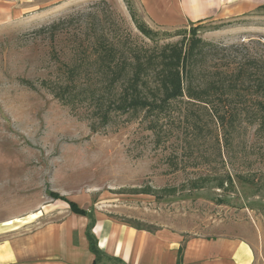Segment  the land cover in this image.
I'll return each instance as SVG.
<instances>
[{
    "label": "rangeland",
    "instance_id": "obj_1",
    "mask_svg": "<svg viewBox=\"0 0 264 264\" xmlns=\"http://www.w3.org/2000/svg\"><path fill=\"white\" fill-rule=\"evenodd\" d=\"M1 1L14 8L0 24V225L26 231L59 220L70 210L64 197L148 230L243 237L264 264L257 122H217L209 104L184 95L153 130L143 111L105 116L94 101L111 88H104L98 40L133 59L135 51L185 42L196 26L206 44L193 68L195 88L208 89L217 72L224 79L237 63L254 67L257 77L219 89L234 95L225 101L230 108L257 106L264 101L256 82L264 74V0H223L175 26L156 23L137 0ZM74 62L80 66L71 80ZM217 98L209 103L222 108Z\"/></svg>",
    "mask_w": 264,
    "mask_h": 264
},
{
    "label": "crops",
    "instance_id": "obj_2",
    "mask_svg": "<svg viewBox=\"0 0 264 264\" xmlns=\"http://www.w3.org/2000/svg\"><path fill=\"white\" fill-rule=\"evenodd\" d=\"M224 1L137 0L165 26L207 16ZM13 8L0 0V24L10 20ZM93 216L97 256L86 236L89 217L67 210L59 220L26 231L0 225V264H257L252 243L240 236H185L170 228H137L97 210Z\"/></svg>",
    "mask_w": 264,
    "mask_h": 264
},
{
    "label": "trees",
    "instance_id": "obj_3",
    "mask_svg": "<svg viewBox=\"0 0 264 264\" xmlns=\"http://www.w3.org/2000/svg\"><path fill=\"white\" fill-rule=\"evenodd\" d=\"M137 27L146 35L151 34V30L143 23L139 22ZM190 28L189 37L185 42L167 43L160 49L152 51H135L132 55L133 59L124 57V55L120 57L114 45L107 43L103 38L98 40L95 52L102 70L104 88H111L99 93L94 100L95 104L105 107V116H107V111L130 115L143 111L145 117L149 118V128L156 130L158 119L169 112L171 102L185 95L190 100L209 104V112L217 122H228L236 117L244 116L251 122H257L258 129L264 131V101H260L255 107L230 108L225 101L232 100L231 97L234 95H228L227 90L219 89L220 87H238L240 79L245 74L257 77L254 67L245 69L237 63L227 71L230 73L224 79L221 78L222 73L217 72L216 77L205 86L209 87L208 89L195 88L198 86L194 85L191 79L193 68L197 59L202 56L206 43L196 35V26ZM78 66L80 64L74 62L68 67L71 80ZM253 81L255 82V79ZM22 82L26 81L22 79ZM256 82L261 94L264 95V74H261ZM65 86L66 91L72 87V85ZM212 97H218L217 100H221L224 106L218 108L209 103ZM62 198L69 203L71 212L89 217L86 236L90 250L97 256V242L91 231L94 216L75 201Z\"/></svg>",
    "mask_w": 264,
    "mask_h": 264
}]
</instances>
